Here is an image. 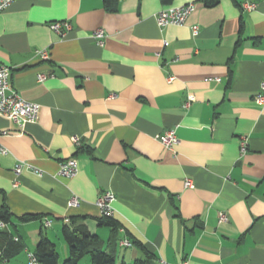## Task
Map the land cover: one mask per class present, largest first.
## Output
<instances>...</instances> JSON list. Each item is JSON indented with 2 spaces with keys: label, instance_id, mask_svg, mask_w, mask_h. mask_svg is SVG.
<instances>
[{
  "label": "crops",
  "instance_id": "1",
  "mask_svg": "<svg viewBox=\"0 0 264 264\" xmlns=\"http://www.w3.org/2000/svg\"><path fill=\"white\" fill-rule=\"evenodd\" d=\"M205 1L113 0L110 11L104 0H12L0 12V66L41 106L24 126L0 116V216L11 214L0 219V264H27L42 233L61 245V263L65 226L97 236L117 264L144 259L143 248L154 264H264V106L254 101L264 0ZM188 4L184 25L158 26L161 10ZM64 21L72 30L59 36L50 24ZM169 130L173 150L160 142ZM69 159L73 178L59 174ZM21 162L30 167L17 177ZM107 192L117 228L99 221Z\"/></svg>",
  "mask_w": 264,
  "mask_h": 264
},
{
  "label": "built area",
  "instance_id": "2",
  "mask_svg": "<svg viewBox=\"0 0 264 264\" xmlns=\"http://www.w3.org/2000/svg\"><path fill=\"white\" fill-rule=\"evenodd\" d=\"M12 0H0V12L5 11L11 4ZM247 10H253L255 4L247 3L245 5ZM195 10V4H188L179 7H170L161 10L157 16L156 20L159 27H165L169 25L182 26L184 25L189 17ZM51 29L59 36H64L67 32L72 30V26L68 21L64 22H54L50 24ZM192 33L194 36L199 34V27L193 26ZM106 37V32L104 29H97L93 33V38L98 44H102ZM41 59L48 60L50 58L49 52L47 50L38 51ZM11 71L5 66H0V116H5L12 120L19 126H24L27 123L36 122L40 115L41 106L38 103L30 102L20 96L11 86L10 82ZM46 76L40 74L38 80L40 82L44 81ZM174 77L169 78V81H173ZM189 99H192L190 97ZM254 101L259 106H264V82H262L259 91L254 96ZM160 142L164 145L166 149L173 150L174 146L178 143V137L175 130H169L164 135L160 137ZM247 143L242 142V152H245ZM0 151L3 154H7L8 151L0 146ZM30 166L24 162L18 164L14 173L19 177L25 168ZM78 172V162L76 159H69L63 161L59 165V174L66 178H73ZM184 185L186 188H194V183L191 179L186 178ZM115 196L111 192L103 194L97 205L100 209L101 215L110 219L114 218L115 211L112 206ZM80 205V200L77 197H73L69 203V207H77ZM227 217L225 214L221 213L220 222H225ZM0 225L4 226V222L0 221ZM46 226H50V222H46ZM17 240V239H16ZM122 246L130 247L132 242L129 240H122L120 242ZM27 264H41L35 252L28 251L27 253ZM186 264V263H183Z\"/></svg>",
  "mask_w": 264,
  "mask_h": 264
},
{
  "label": "trees",
  "instance_id": "3",
  "mask_svg": "<svg viewBox=\"0 0 264 264\" xmlns=\"http://www.w3.org/2000/svg\"><path fill=\"white\" fill-rule=\"evenodd\" d=\"M104 1L108 10H116L113 0ZM205 2L207 5L212 6L216 4L218 0H206ZM10 216V212L5 211L0 216V219L2 221H8ZM36 218H38L37 215H24L20 217V220L28 222ZM99 221L102 225L117 228V223L114 221V218L101 217ZM63 236L66 243L69 245L70 255L63 263H60V255L56 246L44 235V233H42L41 239L35 250L36 257L41 264H81V261L86 257H89L90 264H117L114 254L104 247V244L97 236L90 234L86 230L65 226ZM19 248L21 251L25 249L23 246ZM6 251V248L0 246V261L9 259V254H7ZM143 251L145 258L135 261L134 264H154V255L146 248H143Z\"/></svg>",
  "mask_w": 264,
  "mask_h": 264
},
{
  "label": "rangeland",
  "instance_id": "4",
  "mask_svg": "<svg viewBox=\"0 0 264 264\" xmlns=\"http://www.w3.org/2000/svg\"><path fill=\"white\" fill-rule=\"evenodd\" d=\"M63 244L66 245V248L68 247L67 250H68V252H69V249H70V248H69V245H67V243H65V241H63ZM56 249H57V251H58V253H59V255H60V254H61V245L59 244V242H58V244H57V248H56ZM86 258H89V257H86ZM66 259H67V257H66V258L63 257L61 263H63V261H65ZM84 260H85V259H83V260L81 261V264L84 263Z\"/></svg>",
  "mask_w": 264,
  "mask_h": 264
},
{
  "label": "bare ground",
  "instance_id": "5",
  "mask_svg": "<svg viewBox=\"0 0 264 264\" xmlns=\"http://www.w3.org/2000/svg\"><path fill=\"white\" fill-rule=\"evenodd\" d=\"M102 216V215H101ZM103 217V216H102Z\"/></svg>",
  "mask_w": 264,
  "mask_h": 264
}]
</instances>
